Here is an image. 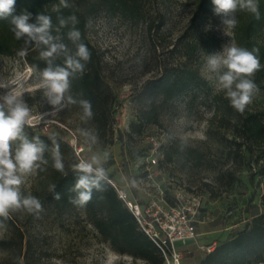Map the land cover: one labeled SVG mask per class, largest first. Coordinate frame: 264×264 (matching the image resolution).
<instances>
[{
    "label": "rangeland",
    "instance_id": "obj_1",
    "mask_svg": "<svg viewBox=\"0 0 264 264\" xmlns=\"http://www.w3.org/2000/svg\"><path fill=\"white\" fill-rule=\"evenodd\" d=\"M194 8V0H147L140 21L104 10L91 17L89 36L102 51V73L114 96L115 118L106 136L84 118L82 111L66 108V93L63 107L50 103L43 86V72L34 70L23 57L0 54V85L8 86L0 88V94L14 89L30 109L28 124L40 132L62 133L78 160L84 159L94 168L102 167L105 174H111L112 180L131 195L146 199L147 189L153 188V181L144 176L147 156L154 152L152 136L160 145L180 138L206 151L208 160L202 166L162 161L155 176L170 191L181 185L202 194L197 241H187L183 264H199L205 246L217 245L238 232L256 208L264 212V143L242 147L241 157H229L233 130L212 122L213 110L209 107L199 103L189 105V98L180 96L168 104L159 124L146 125L141 133L128 135L131 123L136 120L139 92L144 84L166 67L185 60L181 49L186 34L210 31L221 38L220 47H203L195 58V65L214 92L221 91L216 74L206 69V60L208 55L236 45L232 28L222 26L221 18L214 12L206 13L192 28ZM151 22L155 23L152 30ZM258 89L246 108L264 109V88ZM11 148L14 156L19 147L11 145ZM156 154L161 157L160 150ZM39 180L38 168L22 176L21 195L40 199L35 193ZM40 201L44 211L39 218L24 209L13 211L25 234L27 252L21 264H151L141 257L114 250L92 224L85 209L59 212ZM14 236V228L0 224V240ZM254 250L253 259L264 264V245L260 251ZM0 264H18L15 252L0 245Z\"/></svg>",
    "mask_w": 264,
    "mask_h": 264
},
{
    "label": "trees",
    "instance_id": "obj_2",
    "mask_svg": "<svg viewBox=\"0 0 264 264\" xmlns=\"http://www.w3.org/2000/svg\"><path fill=\"white\" fill-rule=\"evenodd\" d=\"M147 0H68L72 5L64 8L59 0H16L13 15H19L24 11L32 13L30 23H36L37 14L49 15L52 18L51 34L58 39L56 43H63L67 52H60L54 56L52 67H66V58L75 56L78 43H84L91 52V59L85 63L84 71L72 73L69 77L67 97L76 100L75 104H66V108L84 110L79 104L81 99H88L92 103L93 117L88 119L103 136L113 127L115 108L113 104V90L105 80L102 73V51L92 42L89 36L91 17L104 10L112 15H121L132 21H140L144 17ZM195 8L191 18L192 28L206 13L213 12L212 0H194ZM260 18L245 11H237V26L232 28L233 39L237 46L249 50L259 49L261 69L255 73V83L264 88V0H259ZM75 15L79 23L75 25L81 32V40L73 42L68 38V32L73 28L71 21L61 27L59 18ZM11 17L0 19V54L6 56H20L22 47H27L24 60L36 71L43 72L49 65L41 58V51L47 50V46L37 47L35 42L29 45L24 40H17L11 31ZM155 23L149 24L150 30ZM181 51L185 60L171 67H166L156 77L149 79L139 92L140 105L137 109L136 120L131 123L132 133H141L146 125L159 124L161 114L168 104H173L180 96L189 98V105L199 103L213 110L212 122L221 126L231 127L234 133L231 147L227 155L229 157H241L242 147L252 148L255 144L264 143V109L245 108L244 112H238L225 98L224 92H214L209 80L195 65L197 53L203 48L214 49L222 45V40L216 33L207 31L203 34H186ZM0 103H2L0 101ZM22 135L30 142L35 143V138L45 146L43 159L38 161V173L40 180L35 193L43 202L54 210L67 212L72 209H85L97 231L110 246L120 252L141 257L151 264H164L165 259L160 248L140 228L138 221L124 200L119 196L116 187L109 181L113 176L105 174L101 182L103 192L93 191V198L85 207H78L71 202L77 193L73 191L74 185L82 173L75 167L80 163L73 147L65 140L59 131L40 132L33 125L26 123ZM123 138V134H121ZM107 142L110 140L105 137ZM55 141V144H54ZM22 141L16 140L11 145L20 147ZM59 145L60 155L64 164V172H58L53 167V150ZM162 161H180L183 163L202 166L207 163L206 151L199 147L184 142L180 138H172L168 144L160 145ZM44 161H47L45 163ZM147 177V172L144 174ZM55 184V190L50 191V185ZM55 192L61 194V199H54ZM101 197H103L101 199ZM264 205V192L262 193ZM243 228L221 240L210 252H205L199 264H257L260 259L254 260L255 248L260 251L264 245V212L259 208L251 213ZM0 224L11 226L15 230V236L1 239L0 245L15 252V259L21 264L22 257L26 254L25 234L21 228L17 216L13 211L8 218L0 217Z\"/></svg>",
    "mask_w": 264,
    "mask_h": 264
},
{
    "label": "clouds",
    "instance_id": "obj_3",
    "mask_svg": "<svg viewBox=\"0 0 264 264\" xmlns=\"http://www.w3.org/2000/svg\"><path fill=\"white\" fill-rule=\"evenodd\" d=\"M16 0H0V19L11 17V31L17 40H24L25 45L35 42V45L47 46V50L41 51V58L45 59L48 67L43 71L44 87L46 95L52 105L63 107L62 101L69 88V77L72 73L83 72L85 63L91 59V52L84 43L77 44L75 56L66 58V67H52L54 56L60 52H67L63 43H56L58 39L51 34L52 18L49 15L37 14L36 23H30L32 13L24 11L19 15H13ZM64 8L72 5L68 0H59ZM213 12L221 18V25L228 28L237 26V11H245L260 18L259 0H212ZM71 21L73 28L68 32V38L73 42L81 40V32L75 27L79 23L75 15L59 18L61 27ZM28 48L22 47L18 53L20 56L27 54ZM259 49L251 50L232 45L222 52L208 55L206 69L216 74L217 87L224 92L225 98L230 105L238 112L243 113L246 106L252 102L253 95L259 90L255 83V73L261 69ZM7 85H0V88H7ZM0 217L8 218L10 211L24 209L29 214L39 218L44 211L43 204L36 196H22L20 185L22 176L29 175L39 167L38 161L43 159L45 146L35 138V143L28 141L23 135V127L28 122L30 109L14 90H8L0 94ZM67 103L75 104L76 100L67 97ZM79 104L84 110V118L93 117L92 103L88 99H81ZM86 135L88 133H85ZM21 140L20 147L13 156L11 142ZM96 137H93L95 140ZM55 144V141H54ZM53 167L58 172H64V164L57 144L53 150ZM47 163V161H44ZM82 175L79 176L74 185L73 191L77 193L71 200L78 207H85L92 201L93 191L103 192L102 181L105 179V170L102 167L94 168L91 163L81 162L75 166ZM56 185H50V191L55 190ZM103 197H101L102 199ZM54 199L60 200L61 194L55 192Z\"/></svg>",
    "mask_w": 264,
    "mask_h": 264
},
{
    "label": "built area",
    "instance_id": "obj_4",
    "mask_svg": "<svg viewBox=\"0 0 264 264\" xmlns=\"http://www.w3.org/2000/svg\"><path fill=\"white\" fill-rule=\"evenodd\" d=\"M154 152L147 156L144 164L147 180L153 181V188L147 189V198L134 196L125 188L119 187L112 179L109 181L116 187L119 196L136 217L140 228L155 242L164 255V264H183L189 239L197 241V226L202 211V194L194 189L178 185L172 191L169 186L156 180L158 175L160 144L155 137L150 138ZM81 162H86L84 159ZM79 163V164H80ZM171 184L172 182L169 181ZM177 242H181L180 245ZM215 243L205 246L210 252Z\"/></svg>",
    "mask_w": 264,
    "mask_h": 264
}]
</instances>
